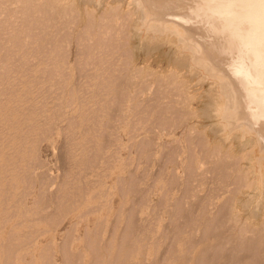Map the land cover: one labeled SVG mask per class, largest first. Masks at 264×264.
<instances>
[{
  "label": "rangeland",
  "instance_id": "obj_1",
  "mask_svg": "<svg viewBox=\"0 0 264 264\" xmlns=\"http://www.w3.org/2000/svg\"><path fill=\"white\" fill-rule=\"evenodd\" d=\"M119 5L117 2L111 7ZM73 9L77 14L79 9ZM127 10L121 12L123 18L117 10L121 19L116 18L114 24L122 30L117 42L113 39L115 30L107 28L116 16L110 17L115 10L106 12L110 19L104 18L105 12L99 14L98 21L111 23H103L102 27L111 31L108 34L112 33V38L105 30L104 37L89 31L96 34L94 37L83 29L90 37L81 38L74 28L73 35L68 34L72 22L67 32L63 27L75 18L82 19L78 13L77 20L73 11L60 15L59 23L65 16L75 17L69 21L64 18L65 26L55 25L67 37L52 26L57 19L47 25L58 35L55 37L50 28L52 32L47 30L54 34L50 37L37 33L40 38L22 27L21 19H17L20 26L2 19L9 28L3 30L1 23L0 33H5L0 34V264H259L260 256L245 257L246 249L233 251L234 238L242 235L241 241L246 242L255 235V229L264 239V229L260 230L264 228V165L259 153L253 151L254 136L230 126L222 117L219 108L224 93L217 74L194 63L188 65L184 52L175 54V45L149 46L147 36L152 32L140 24L135 35L131 31L133 18ZM50 14L47 16L52 17ZM85 18L78 21L80 28L85 27ZM8 21L19 27L17 34H6L15 32ZM100 26L92 25L95 29ZM111 43L119 46L118 53L112 52L114 56L122 55L119 67L97 59L100 54L105 56L104 50ZM92 53L96 54V65L88 60L93 59V55L89 57ZM134 58L137 65L131 63ZM85 61L91 66H83ZM69 64L74 65L73 76L67 69ZM107 73L126 79L128 74L135 77L124 79L126 85L109 80ZM104 138L112 140L108 150L103 148ZM106 152L111 155L107 167L101 158ZM49 181L55 184L47 191ZM221 211L223 218L217 216ZM218 252L221 256L217 258L214 255Z\"/></svg>",
  "mask_w": 264,
  "mask_h": 264
},
{
  "label": "bare ground",
  "instance_id": "obj_2",
  "mask_svg": "<svg viewBox=\"0 0 264 264\" xmlns=\"http://www.w3.org/2000/svg\"><path fill=\"white\" fill-rule=\"evenodd\" d=\"M23 2L24 5H19V3ZM63 1H65L66 3H63ZM117 2L121 3V5H119L118 7H111L114 3L117 4ZM22 3V4H23ZM70 6V7H69ZM69 10H66L68 9ZM127 7V8H126ZM25 8L27 11H24ZM70 8L71 11H70ZM76 8L75 11L77 9H79V11L77 12V14L79 13L80 15H77L76 12H74V9ZM23 9V11H22ZM102 9H105L103 11L102 14ZM115 11H112V10ZM121 11H120V10ZM124 9H128L130 12V15L132 16V20L133 21L131 24V31L136 35L137 30L136 27L140 24H142L143 26H146L147 30L150 31V33L152 32V34L144 35L143 38H145L147 36V43L150 45L153 44V46H158V48H160L161 43H170L172 45H175V47L173 48L174 51L176 52L175 54L179 53V52H184V60H188V65L191 66V64H197L200 65L201 67H204L207 71H209L210 73L213 74H217L220 78V82L222 85V90L224 93V103L222 105V107H218L219 111H221V115L222 117L225 119V121H227L229 123L230 126L232 127H239L242 130H246L249 131L254 137L253 139H255L254 141L256 142V145L254 146L255 148L253 149V151H257L261 157L262 161V166L264 165V0H0V20L5 19V21L7 20H12L15 23H18V26H21L24 28H27L26 30H30L29 32L34 34V35H38L37 33L40 34H45L47 33V35H53L56 31V29L58 30V32H60L59 27H63V25H66V20L69 21V19H73L74 16H72V13L76 14L77 16L75 17H82L85 18V15H88V18H85V27L80 28L79 27V23L80 21H83L82 19H80V21L78 20L80 17L75 18V21L73 22L71 21H67V25L65 26V28L63 27V29L69 30L71 28L67 27L69 26L68 24H70L72 22V24H76L78 23V28H75V24L74 26L71 25L72 27V31H66L68 34L70 33V35L72 34L74 29H77V35H79L81 38L83 36H96L95 33H91L89 31L92 30L95 31L96 33H98L97 35H99V33L103 34L104 30L107 31L106 34H108V32H111L112 30H115L116 35L118 34L117 39L115 38L116 35L113 34V39L116 40V42L118 41V38L120 36L119 32H122V30H119V24H114L115 20L119 19L117 17V10L119 11L118 16L121 12H123L124 14ZM52 10V12H51ZM66 10V11H65ZM114 12V13H112ZM124 10V11H123ZM127 10V11H128ZM65 11V12H64ZM72 12L70 17L68 18L65 16H63L64 18H67L66 20L64 18H62L63 21H65L64 23L60 21V23L58 22L59 19L62 17H60V15H65L66 12ZM87 11V13H86ZM101 11V12H100ZM23 14H22V13ZM68 12V13H70ZM85 12V13H84ZM104 12L106 13H110L111 15L110 17L112 18V20L110 19V17L108 18V14L107 17L104 16V18H108L110 19L109 21H113L112 24L110 26H108L107 28H110V30H106L102 27L103 23H108V22H104L102 20L101 24L98 23L99 21V14L100 15H104ZM52 17H48L51 16ZM68 13H66V15H69ZM21 14V15H20ZM74 14V15H75ZM105 14V15H106ZM112 14H115L112 16ZM123 14L122 18H123ZM44 15V16H41ZM48 15V16H47ZM86 15V17H87ZM120 15V16H121ZM45 16H47L45 19ZM29 17H31L30 19H33L32 17H36V21L33 19V22H31L32 20L29 19ZM40 20V17H44V20L42 19L41 21L37 20L38 18ZM93 17V21L91 18ZM125 17V16H124ZM104 18L102 17L101 19L104 20ZM115 18V19H114ZM117 18V19H116ZM7 19V20H6ZM14 19V20H13ZM17 19H21V21L19 20V22H17ZM24 19L27 21V23L25 24L23 21ZM50 19V20H49ZM57 19V22H55ZM114 19V20H113ZM121 19V17H120ZM119 19V20H120ZM46 20H48V23H45ZM118 20V21H119ZM4 20L0 21V26L3 25L1 23ZM8 21L12 23L14 25V28L17 26L15 25V23ZM50 21V22H49ZM54 21L55 24L52 25L51 22ZM88 21V22H87ZM106 21V20H105ZM116 21V22H118ZM123 21V20H122ZM125 21V20H124ZM140 21H143V23H141ZM43 22L47 25L51 24L52 26L57 25L56 23L61 24L55 27H58L56 29L51 28L52 26H50V28L53 30V34L50 33L52 32V30L50 28H48L49 26L45 25L43 26ZM33 23V24H32ZM86 23L88 25H86ZM90 23V24H89ZM98 23V24H97ZM120 23V22H119ZM124 23V22H123ZM6 23H4V25L2 26L3 30L6 28ZM11 24V25H12ZM25 24V25H24ZM97 24V25H96ZM114 24V25H113ZM13 28V26H11ZM83 25V24H82ZM83 25V26H84ZM91 25V29H86V26H88V28H90ZM92 25H95V27H99L100 28H93ZM99 25V26H98ZM104 25V24H103ZM108 25V24H107ZM116 25V26H115ZM130 25V24H129ZM5 26V27H4ZM43 26V27H42ZM112 26H115L114 28L118 29H112ZM123 26V24H122ZM20 27V30L22 31V28ZM46 27L47 29L50 30H46L44 29ZM67 27V28H66ZM121 27V26H120ZM137 27V28H138ZM142 27V26H140ZM9 28V27H7ZM5 29L8 30V29ZM13 28V30H17L16 27L15 29ZM42 28V29H41ZM74 28V29H73ZM124 28V27H123ZM1 29V30H2ZM61 29V30H63ZM83 29H85V31L88 32L89 35H87ZM95 29V30H93ZM122 29V28H121ZM130 29V28H129ZM11 30V28L9 29ZM34 30H41L40 32L34 31ZM45 32H44V31ZM119 30V31H118ZM140 30V29H139ZM19 31V29H18ZM19 31L21 34H25L24 32ZM25 31V30H23ZM26 31V35L29 34L31 35L29 32ZM50 31V32H49ZM65 31H61L62 34L65 33L64 37H67L66 35H68ZM118 31V33H117ZM4 31H1V33ZM8 32V31H7ZM6 34L12 35L15 34V32H13L12 30L10 32H8ZM13 32V33H11ZM36 32V33H35ZM43 32V33H41ZM49 32V33H48ZM60 32V34H61ZM125 33V31H123ZM139 32V31H138ZM146 32V31H145ZM0 33V34H1ZM5 33V32H4ZM2 35H5V34ZM123 33V34H124ZM140 33V32H139ZM138 33V34H139ZM17 34V33H16ZM19 34V33H18ZM76 34V33H75ZM81 34V35H80ZM83 34V35H82ZM85 34V35H84ZM101 34V35H102ZM112 34V33H111ZM111 34L109 35L110 38ZM133 34V35H134ZM146 34V33H145ZM56 35H58V33H55L54 36L56 37ZM73 35V34H72ZM71 35V36H72ZM76 35V36H77ZM100 35V36H101ZM107 35V36H108ZM122 35V34H121ZM1 36V35H0ZM75 36V35H74ZM98 36V37H100ZM104 37V34L102 35ZM106 36V37H107ZM141 36V35H140ZM11 37V36H10ZM9 37V38H10ZM44 37V36H43ZM42 37V38H43ZM51 37V36H50ZM49 37V38H50ZM61 37V36H59ZM90 37V36H89ZM92 38L95 40V38ZM96 37V38H98ZM15 38V37H14ZM27 38V37H25ZM29 38V37H28ZM38 38H40V36L38 35ZM62 38V37H61ZM121 38V37H120ZM119 38V40H120ZM124 38V37H123ZM19 39V38H18ZM23 39V38H22ZM102 39V38H101ZM27 40V39H26ZM59 40V38H58ZM64 40V39H62ZM80 41H82L81 39H79ZM111 40V39H110ZM18 41V40H17ZM30 41V39H29ZM52 41V40H51ZM78 41V40H77ZM88 41V40H87ZM99 41V40H98ZM103 41V40H102ZM125 41V40H124ZM7 42V41H6ZM13 42V41H12ZM37 42V41H36ZM85 42V41H84ZM115 42V43H116ZM79 43V42H78ZM92 43V42H91ZM101 43V42H100ZM99 43V44H100ZM107 43V41H106ZM146 43V42H145ZM180 43V44H179ZM11 44V43H10ZM9 44V45H10ZM17 44V43H16ZM46 44V43H45ZM144 44V42H143ZM25 45V44H24ZM51 45V44H50ZM69 45V44H68ZM85 45V44H84ZM116 45V44H115ZM114 44L112 45V43L110 44V46H108L107 50H104L106 53L104 57H102V55L100 54L97 59L100 61H108L109 65H116L117 67L120 66L121 62H122V55L119 58L118 56H114L113 53L117 52V48H119L118 45L115 46ZM123 45V44H122ZM145 45V44H144ZM45 46V45H44ZM43 46V47H44ZM59 46V45H58ZM88 46V44H87ZM104 46V45H103ZM141 46V45H140ZM165 46V44H164ZM169 46V45H168ZM12 47V46H11ZM20 47V46H19ZM42 47V48H43ZM63 47V46H61ZM83 47V46H82ZM95 46H93L92 48H94ZM97 47V46H96ZM102 47V46H101ZM105 47V46H104ZM145 47V46H143ZM141 47V48H143ZM10 48V47H9ZM8 48V49H9ZM21 48V47H20ZM36 48V47H35ZM84 48V47H83ZM121 48V47H120ZM169 48V47H168ZM14 49V48H13ZM50 49V47H49ZM78 49V46H77ZM98 49V47H97ZM117 49V50H116ZM172 49V48H171ZM37 50V49H36ZM96 50V49H95ZM94 50V52H95ZM137 50V48H136ZM149 50V48H148ZM58 51V50H57ZM97 51V50H96ZM172 51V50H171ZM100 52V51H99ZM113 52V53H112ZM119 52V50H118ZM117 52V53H118ZM134 52V49H133ZM40 53V51H39ZM68 53V52H67ZM86 53V52H85ZM155 53V51H154ZM55 54V53H54ZM60 54V53H59ZM110 54V59H108V55ZM133 54V53H132ZM53 55V54H52ZM62 55V54H61ZM80 55V54H79ZM93 53L91 55H89V57H92ZM96 55V54H95ZM95 55H93V59L89 58L88 60H94L91 64V62H87L88 60L86 58H84V60L86 59L87 61L83 62L84 63H89L91 65H96V59ZM153 55V54H152ZM127 56V55H126ZM168 56V55H167ZM180 54L177 56L176 55V59H178L177 57H179ZM182 56V55H181ZM57 57V56H55ZM44 58V57H43ZM52 58V57H51ZM181 58V57H180ZM179 58V59H180ZM91 59V60H90ZM145 59V58H144ZM151 59V58H150ZM183 59V57H182ZM146 60V59H145ZM175 60V59H174ZM173 60V61H174ZM17 61V60H16ZM33 61V60H32ZM31 61V62H32ZM134 65L138 64L137 59H133L131 60ZM95 62V63H94ZM127 62V60H126ZM125 62V63H126ZM175 62V61H174ZM180 62V61H179ZM33 63V62H32ZM49 63V62H48ZM173 63V62H172ZM187 63V61H186ZM186 63L184 62L183 65H185L186 67ZM82 64V65H83ZM89 64H84L83 66L87 65L89 66ZM123 64V62H122ZM150 64V63H149ZM153 64V63H152ZM176 64V63H175ZM4 65V64H3ZM81 65V64H80ZM81 65V66H82ZM90 65V66H91ZM128 65V63H127ZM131 65V64H130ZM179 65V64H178ZM177 65V66H178ZM196 65V66H197ZM74 66V65H73ZM72 65L69 64V66L67 67L68 70L71 71V75L73 76V67ZM82 66V67H83ZM86 66V67H87ZM89 66V67H90ZM100 66V65H99ZM123 66V65H122ZM132 66V65H131ZM147 66H150L147 64ZM180 66V65H179ZM188 66V67H190ZM76 67V66H75ZM88 67V68H89ZM107 66H105L106 68ZM117 67H114V70L117 69ZM87 68V69H88ZM94 68V67H93ZM109 68V66H108ZM107 68V69H108ZM122 68V67H121ZM144 68V67H143ZM91 69V68H89ZM88 69V71H89ZM149 69V68H148ZM109 70V69H108ZM112 69H110L111 71ZM128 70V69H127ZM143 70V69H142ZM194 70V69H193ZM197 70V69H196ZM69 71V72H70ZM119 71V70H118ZM141 71V70H140ZM2 72V71H1ZM55 72V71H54ZM66 72V71H65ZM106 72V71H105ZM115 72V71H113ZM122 72V71H121ZM133 73V72H132ZM138 73V72H137ZM83 74V73H82ZM90 74H94V73H90ZM100 74V73H99ZM109 74V73H107ZM115 74V73H114ZM140 74V73H139ZM181 74V73H180ZM58 75V74H57ZM67 75V73H66ZM84 75V74H83ZM98 75V74H97ZM96 75V76H97ZM141 75V74H140ZM86 76V75H85ZM124 76V75H123ZM89 77V76H88ZM92 77V76H91ZM98 77V76H97ZM135 76H132L131 74L127 75V79L126 77H122L120 75H112L109 74L108 75V79L109 80H116L119 82H124V84H128L126 81L130 80L131 78H133ZM180 77V76H179ZM70 78V77H68ZM158 78V77H157ZM88 79V78H87ZM97 79V78H96ZM107 79V78H106ZM125 79V80H124ZM140 79V78H139ZM57 80V79H56ZM93 80V79H91ZM77 81V80H76ZM132 81V80H131ZM143 81V79H142ZM61 82V81H60ZM63 82V81H62ZM86 82V81H85ZM146 82V81H145ZM80 83V82H79ZM102 83V82H101ZM90 84V83H88ZM119 83H117L116 85H118ZM144 84V83H143ZM218 84V82H217ZM98 85V84H97ZM108 85V84H107ZM106 85V87H107ZM121 85V84H120ZM118 85V86H120ZM123 85V84H122ZM121 85V86H122ZM125 85V89L126 88ZM129 85V84H128ZM131 85V84H130ZM138 85V84H137ZM140 85V83H139ZM201 85V84H200ZM199 85V86H200ZM88 86V85H87ZM220 86V85H219ZM78 87V86H77ZM104 87V88H106ZM111 87V86H110ZM123 87V86H122ZM142 87V86H141ZM212 87V86H211ZM135 88V87H134ZM144 88V87H142ZM100 89V88H99ZM108 89V88H107ZM114 89V88H113ZM136 89V88H135ZM46 90V89H45ZM143 90V89H142ZM145 90V88H144ZM149 90V89H148ZM215 90V89H214ZM87 91V90H86ZM91 91V90H90ZM111 91V90H110ZM138 91V90H136ZM219 91V90H218ZM101 92V91H100ZM122 92V91H120ZM124 92V91H123ZM126 92V91H125ZM130 92V91H129ZM128 92V93H129ZM139 92V91H138ZM177 92V91H176ZM212 92V91H211ZM217 91L215 90V93ZM51 93V92H50ZM85 93V92H84ZM96 93V92H95ZM109 93V91L105 90L104 92ZM114 90H112L111 94H114ZM118 93V91H117ZM136 93V92H135ZM213 93V92H212ZM104 94V95H105ZM125 94V93H123ZM127 94V93H126ZM197 94V93H196ZM195 94V95H196ZM218 94V93H217ZM72 95V94H71ZM95 95V94H94ZM119 95L121 96V94L119 93ZM174 95V94H173ZM215 95V94H214ZM136 96V95H135ZM88 97V96H87ZM94 97V96H93ZM128 97V96H127ZM179 97V96H178ZM221 97V96H220ZM76 98V97H75ZM116 98V96H115ZM114 98V99H115ZM118 98V97H117ZM122 98V97H120ZM118 98V99H120ZM135 98V97H133ZM142 98V97H141ZM193 98V97H192ZM47 99V98H46ZM81 99V98H80ZM109 99V98H108ZM131 99V98H130ZM215 99V98H214ZM110 100V99H109ZM112 100V98H111ZM110 100V101H111ZM123 100V99H122ZM120 99V101H122ZM129 100V99H128ZM139 100V99H138ZM83 101V100H82ZM176 101V100H175ZM187 101V100H186ZM195 101V100H194ZM206 101V100H205ZM217 101V99L215 100ZM115 102V101H114ZM123 102V101H122ZM125 102V101H124ZM192 102V101H191ZM204 102V101H203ZM119 103V102H117ZM217 104V103H216ZM118 106H120L119 104H117ZM116 105V106H117ZM134 105V104H133ZM132 105V106H133ZM72 106V105H71ZM111 108V106H109ZM106 108V107H105ZM118 107H116L117 109ZM122 108V106H121ZM144 108V107H143ZM147 108V107H146ZM145 108V109H146ZM115 109V108H114ZM135 109V108H133ZM149 109V108H147ZM214 109V108H213ZM212 109V110H213ZM217 109V108H216ZM167 110V109H166ZM189 110V109H188ZM218 110V109H217ZM121 111V110H120ZM139 111V110H138ZM175 111V110H174ZM42 111H39V113ZM64 112V110H63ZM141 112V110H140ZM147 112V111H146ZM169 112V111H168ZM105 113V112H104ZM118 113H120L118 111ZM123 113V112H122ZM174 113V112H173ZM116 114V113H115ZM121 114V113H120ZM136 114V113H135ZM139 114V113H138ZM141 114V113H140ZM214 114V113H213ZM220 114V113H219ZM58 115V114H57ZM102 115V114H101ZM216 115V113H215ZM218 115V113H217ZM56 116V115H55ZM100 116V115H99ZM105 116V115H104ZM66 117V116H65ZM64 117V118H65ZM74 117V116H73ZM218 117V116H217ZM221 117V118H222ZM68 118V117H67ZM110 118V117H109ZM162 118V117H161ZM56 119V118H55ZM142 119V118H140ZM62 120V118H61ZM66 120V119H65ZM162 120V119H161ZM59 121V120H57ZM70 121V120H69ZM68 121V122H69ZM141 121V120H140ZM139 121V122H140ZM173 121V119H172ZM75 122V121H74ZM162 123V121H160ZM155 123H158L155 122ZM225 123V122H224ZM53 124V123H52ZM56 124V122H55ZM65 125V123H63ZM62 124V125H63ZM165 123H163L162 125H164ZM226 124V123H225ZM97 125V124H96ZM111 125V124H110ZM160 125V124H159ZM167 125V124H166ZM176 125V124H175ZM135 126V125H134ZM226 126V125H225ZM54 127V126H53ZM56 127V126H55ZM64 127V126H63ZM75 127V126H73ZM90 127V126H89ZM105 127V125H104ZM219 127V126H218ZM52 128V127H51ZM162 128V127H161ZM209 128V127H208ZM66 129V128H65ZM224 129V128H223ZM43 130V129H42ZM45 130V129H44ZM55 132V131H54ZM98 132V131H97ZM161 132V131H160ZM242 132V131H241ZM248 133V132H247ZM54 134V133H53ZM60 134V132H59ZM205 134V133H204ZM241 134V133H240ZM243 135V134H242ZM246 135V134H245ZM244 135V136H245ZM110 135H107L108 139H109ZM222 136V135H220ZM106 137V136H105ZM106 137V138H107ZM246 137V136H245ZM249 138V137H248ZM250 138H252L250 136ZM108 139L105 140V138L103 139V148L108 150L109 147V140ZM114 139V138H113ZM189 140V139H188ZM249 140V139H248ZM227 141V140H226ZM215 143V142H214ZM151 144V143H150ZM171 144V143H170ZM252 144V143H251ZM94 145V144H93ZM112 145V144H111ZM242 145V144H241ZM220 146V145H219ZM111 147V146H110ZM223 148V147H222ZM141 149V148H140ZM189 149V148H187ZM215 149V148H214ZM96 150V149H95ZM217 150V149H216ZM224 150V149H223ZM150 151V150H149ZM189 151V150H188ZM209 151V150H208ZM213 151V150H212ZM217 152V151H216ZM94 153V152H93ZM247 153V152H246ZM216 154V153H215ZM257 154V153H256ZM255 154V155H256ZM62 155V154H60ZM212 155V154H211ZM254 155V154H253ZM192 156V155H191ZM244 156V155H243ZM252 157V156H251ZM90 158V156H89ZM102 158V163L105 164V166L107 167L108 164H110L111 162V155H109V153L106 152V155L104 154ZM100 158V159H101ZM167 158V157H166ZM169 158V157H168ZM167 158V159H168ZM171 158V157H170ZM217 158V157H216ZM222 158V157H221ZM253 158V157H252ZM152 160V159H151ZM170 160V159H169ZM227 160V159H226ZM201 161V160H200ZM253 162V161H252ZM251 162V163H252ZM192 163V162H191ZM223 163V162H222ZM260 163V162H259ZM33 164V163H32ZM31 164V166H32ZM40 164V163H39ZM45 164V163H44ZM253 164V163H252ZM37 165V164H36ZM92 165V163H91ZM254 165V164H253ZM39 166V165H37ZM87 166V165H86ZM258 166V165H257ZM261 166V165H260ZM40 167V166H39ZM104 167V166H103ZM109 167V166H108ZM219 167V166H218ZM264 167V166H263ZM262 167V168H263ZM29 168V167H28ZM255 168V167H254ZM87 169V168H86ZM212 169V168H211ZM27 170V169H26ZM49 170V169H48ZM217 170V169H216ZM263 170V169H262ZM254 171V170H253ZM252 171V172H253ZM45 172V171H44ZM48 172V171H47ZM250 172V171H249ZM259 172V171H258ZM38 173V172H37ZM264 173V171H263ZM52 174V173H51ZM78 174V172H77ZM112 174V173H111ZM255 174V173H254ZM258 174V173H257ZM45 175V173H44ZM43 175V177H45ZM50 174H48L49 176ZM42 177V173L40 175ZM52 176V175H51ZM261 176V173H260ZM26 177V176H25ZM30 177V176H29ZM83 177V176H82ZM225 177V176H224ZM259 177V175H258ZM263 177V176H262ZM130 178V177H129ZM29 179V178H28ZM41 179V178H40ZM240 179V178H239ZM248 179V178H247ZM257 179V178H256ZM259 179V178H258ZM260 180V179H259ZM52 181V180H51ZM58 181V180H57ZM95 181V180H94ZM263 181V179H262ZM42 182V180L40 181ZM44 182V181H43ZM50 184L47 185V191L49 190V188L51 186H53L55 184V182H50ZM98 183V182H97ZM255 183V182H254ZM35 184V183H33ZM124 184V183H123ZM256 184H259L256 182ZM44 185V183H43ZM46 185V184H45ZM84 185V184H83ZM260 185V184H259ZM252 186V185H251ZM258 186V185H257ZM28 187V186H27ZM33 187V186H32ZM42 187V186H41ZM41 187L39 189H41ZM137 187V186H136ZM55 188V187H54ZM91 188V187H90ZM134 188V187H133ZM38 189V190H39ZM138 189V188H137ZM196 189V188H195ZM246 190V189H245ZM46 191V192H47ZM132 191V190H131ZM134 191V190H133ZM44 192V191H43ZM45 192V193H46ZM95 192V191H94ZM238 192V191H237ZM44 193V195H45ZM96 193V192H95ZM258 193V191H257ZM260 193V192H259ZM98 194V193H96ZM28 195V194H27ZM38 195H40V193H38ZM46 195H48L46 193ZM54 195V193H53ZM92 195V194H91ZM52 196V195H51ZM261 196V195H260ZM59 197V196H58ZM88 197V196H87ZM95 197V196H94ZM49 198V196L47 197ZM46 198V199H47ZM93 198V197H92ZM39 199V198H38ZM59 199V198H57ZM241 199V198H240ZM47 201V200H46ZM261 201V200H260ZM199 202V201H198ZM213 202V201H212ZM240 202V201H239ZM253 202V201H252ZM258 202V201H257ZM140 203V202H139ZM87 204V203H86ZM89 205V204H88ZM53 206V205H52ZM90 206V205H89ZM92 206V204H91ZM229 206V205H226ZM225 206V207H226ZM27 207V205H26ZM51 207V206H50ZM204 207V206H203ZM230 208L232 206H229ZM48 208V207H47ZM81 209V208H80ZM92 209V208H91ZM181 209V208H180ZM26 210V209H25ZM179 210V209H178ZM226 210V209H225ZM231 210V209H230ZM91 210H88V212ZM223 211V210H222ZM221 211V215H217V216H222L223 218V214ZM49 212V211H48ZM47 212V213H48ZM81 212V211H80ZM225 212V211H224ZM263 212V211H262ZM179 213V212H178ZM187 214V212H186ZM84 215V214H82ZM229 215V213H228ZM227 215V217H228ZM234 214H232L233 216ZM74 216V215H73ZM79 216V215H78ZM185 216V214H184ZM188 215L185 216V218ZM191 216V215H190ZM215 216V217H217ZM235 216V215H234ZM212 217V216H211ZM236 217V216H235ZM189 219V218H188ZM215 220V218H213ZM220 219V218H219ZM44 220V219H43ZM209 220V219H208ZM217 220V219H216ZM215 220V221H216ZM225 220V219H224ZM223 220V221H224ZM128 221V220H127ZM222 221V220H220ZM222 221V225L223 224ZM230 221V220H229ZM253 221V220H252ZM137 222V221H136ZM218 222V220H217ZM264 222V221H263ZM182 223V222H181ZM187 223V222H186ZM208 223V222H207ZM229 223V222H228ZM233 223V222H232ZM136 224V223H135ZM189 224V223H188ZM220 224V223H219ZM210 225V224H209ZM216 225V224H215ZM261 226H263L261 224ZM260 226V227H261ZM215 227V226H214ZM218 226L216 225V228ZM225 227V225H224ZM227 227V226H226ZM225 227V228H226ZM242 227V226H241ZM264 227V226H263ZM212 228V227H211ZM255 228V227H254ZM253 228V229H254ZM209 229V227H208ZM213 229V228H212ZM218 229V228H217ZM242 229V228H241ZM264 229V228H260ZM247 230V229H246ZM259 230V229H258ZM259 230V231H260ZM217 231V230H216ZM223 231V230H222ZM230 231V230H229ZM243 232L245 231V229L242 230ZM256 231V233H255ZM218 232V231H217ZM241 233V231H240ZM254 236L248 238L244 241H241V239L243 238V236H239L237 239L234 238L235 240V245L233 247V251L236 252V250H243L246 249L248 251V254L245 257H253L254 259H256L258 256V258H260V260H262V262L260 261L259 264H264V244L262 243V241L264 239L261 238L260 236V232L257 231V229L254 230ZM263 234V233H262ZM238 235H240L238 233ZM213 236V235H212ZM250 236V235H249ZM230 238V236L228 237ZM138 239V238H137ZM222 240V239H221ZM225 240V239H224ZM229 240V239H227ZM226 242V241H225ZM220 246H225L220 245ZM219 246V247H220ZM223 248V247H222ZM232 248V247H231ZM220 250V249H219ZM223 250V249H222ZM133 251V250H132ZM233 251L231 252V254L233 253ZM245 251V250H244ZM241 252V251H240ZM243 252V251H242ZM70 253V252H69ZM213 253V251H212ZM230 253V252H229ZM228 253V254H229ZM209 254V253H208ZM214 254V253H213ZM221 254V253H220ZM237 254H240L239 252H237ZM210 255V254H209ZM224 255V254H222ZM207 256V255H206ZM212 256V255H211ZM214 256H221L219 255V252L216 253ZM217 257V258H218ZM238 258V256H235ZM241 257V255L239 256V258ZM67 258V257H66ZM208 258V257H207ZM234 258V257H231ZM236 258V259H237ZM243 258V256H242ZM214 259V258H213ZM216 259V258H215ZM214 259V260H215ZM253 260V259H252ZM251 261V260H250ZM213 262V261H212ZM227 262V261H225ZM230 263V261H229ZM237 264V263H236Z\"/></svg>",
  "mask_w": 264,
  "mask_h": 264
}]
</instances>
